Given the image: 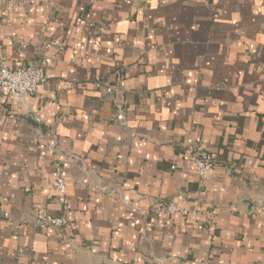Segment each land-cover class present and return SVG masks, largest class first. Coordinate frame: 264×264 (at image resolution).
Segmentation results:
<instances>
[{"label":"crops","instance_id":"0c3cea01","mask_svg":"<svg viewBox=\"0 0 264 264\" xmlns=\"http://www.w3.org/2000/svg\"><path fill=\"white\" fill-rule=\"evenodd\" d=\"M0 58L49 76L0 103V264H264V0H0Z\"/></svg>","mask_w":264,"mask_h":264},{"label":"built area","instance_id":"2783aa9c","mask_svg":"<svg viewBox=\"0 0 264 264\" xmlns=\"http://www.w3.org/2000/svg\"><path fill=\"white\" fill-rule=\"evenodd\" d=\"M47 60L42 59L39 63L33 61L27 62L20 67H10L0 58V103L7 100L11 104L22 103L26 98L32 97L38 86L45 84L49 76L46 73ZM96 90L103 89L108 95L114 94V86L109 81L95 82ZM116 109L115 120L119 124H124V110L119 104L113 103ZM216 155L213 153L194 152L189 158L195 174L198 178L199 185L202 186L208 173L212 169ZM51 189L55 194L56 201L62 208V216L52 217L42 212H35L33 216L34 225L38 228H48L53 231L64 230L69 223L72 210L67 198L65 178L59 162H53L50 170ZM196 213V210L183 208L175 202H165L151 210V214L156 217H169L172 215H181L183 217ZM210 219V216H206Z\"/></svg>","mask_w":264,"mask_h":264}]
</instances>
